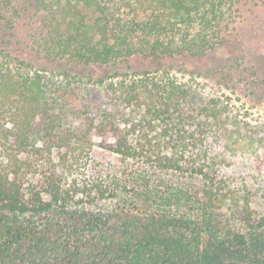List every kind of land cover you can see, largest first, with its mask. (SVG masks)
<instances>
[{
	"label": "trees",
	"instance_id": "1",
	"mask_svg": "<svg viewBox=\"0 0 264 264\" xmlns=\"http://www.w3.org/2000/svg\"><path fill=\"white\" fill-rule=\"evenodd\" d=\"M246 2L0 0V57L25 15L34 54L0 61V264H264V122L122 68L207 56Z\"/></svg>",
	"mask_w": 264,
	"mask_h": 264
},
{
	"label": "rangeland",
	"instance_id": "2",
	"mask_svg": "<svg viewBox=\"0 0 264 264\" xmlns=\"http://www.w3.org/2000/svg\"><path fill=\"white\" fill-rule=\"evenodd\" d=\"M236 15L227 32L230 40L212 49L203 58L175 57L164 59L162 64H158L150 59L134 57L127 64L122 65V68L129 67L131 71L148 70L151 77L155 74L168 75L190 89V98L195 105H202L212 98H219L229 105L238 119L249 121V125L264 122V0L262 2L247 0L246 4L237 10ZM29 19L27 15L17 19L16 37L21 40L20 43L16 42V37L6 36L12 40L11 43L1 44L6 51L12 53V56L0 57V61L14 69L19 66L17 59L34 58L33 51L27 43L26 30L33 22L29 23ZM237 55L244 57L240 60L242 63L238 66V70L237 67L234 68L236 70L233 72V78L228 83L219 81V76L209 71L213 67L214 70L219 66H228L233 63L232 58ZM163 69L168 70L162 71ZM107 70L108 68L101 67L93 69V73L96 76H105ZM253 70L256 72L254 73ZM100 141L98 136L94 137L96 160L101 163L114 161L115 164L119 163L115 155L98 145ZM237 147L239 153L244 152L246 155L248 153L246 150L249 151L248 146L243 143H239ZM107 166L109 165L104 164L106 170H113L112 166L108 168Z\"/></svg>",
	"mask_w": 264,
	"mask_h": 264
}]
</instances>
